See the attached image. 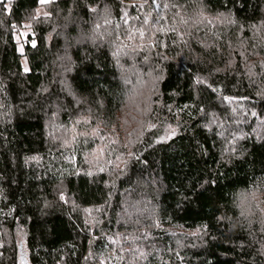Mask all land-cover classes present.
<instances>
[{"label":"trees","instance_id":"16d2710c","mask_svg":"<svg viewBox=\"0 0 264 264\" xmlns=\"http://www.w3.org/2000/svg\"><path fill=\"white\" fill-rule=\"evenodd\" d=\"M260 179L264 0H0V264H264Z\"/></svg>","mask_w":264,"mask_h":264},{"label":"clouds","instance_id":"9594fccd","mask_svg":"<svg viewBox=\"0 0 264 264\" xmlns=\"http://www.w3.org/2000/svg\"><path fill=\"white\" fill-rule=\"evenodd\" d=\"M129 80V91L126 94L123 113L129 120L138 123L139 118L151 104L154 87V76L148 74L140 78L132 75ZM137 107L140 112H137ZM231 207L237 215L230 221V229L237 226L258 227L264 230V179L253 181L249 185H240L230 193ZM264 245V241L260 242ZM261 251L264 252V246Z\"/></svg>","mask_w":264,"mask_h":264},{"label":"rangeland","instance_id":"374dc122","mask_svg":"<svg viewBox=\"0 0 264 264\" xmlns=\"http://www.w3.org/2000/svg\"><path fill=\"white\" fill-rule=\"evenodd\" d=\"M50 1H53V0H45V2H41V0H39V3L41 4V5H44V4H47V3H49ZM43 12H42V10L40 9L39 11H38V15H41ZM22 67L25 69V68H27L26 67V63H25V60H22ZM21 264H26V260H25V257H24V254L22 253V256H21Z\"/></svg>","mask_w":264,"mask_h":264},{"label":"snow or ice","instance_id":"6c2138e0","mask_svg":"<svg viewBox=\"0 0 264 264\" xmlns=\"http://www.w3.org/2000/svg\"><path fill=\"white\" fill-rule=\"evenodd\" d=\"M41 2L43 3V2H45V0H41ZM8 3L10 4L11 3V0H8ZM159 17H157V19H158ZM155 22V21H154ZM144 23H147V21L145 20L144 21ZM139 34H140V36L141 37H143L144 36V32H143V30H140V32H139ZM25 71H27V68H25ZM224 99L226 100V101H229V102H231V100H232V98H230V97H224ZM251 115L252 116H256V113H251ZM172 134H174V130H173V132H172ZM61 199H63V197H61ZM199 233H194L193 235H198Z\"/></svg>","mask_w":264,"mask_h":264}]
</instances>
